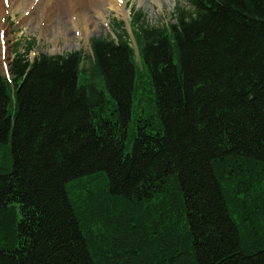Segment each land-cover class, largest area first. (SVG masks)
<instances>
[{
	"label": "trees",
	"instance_id": "16d2710c",
	"mask_svg": "<svg viewBox=\"0 0 264 264\" xmlns=\"http://www.w3.org/2000/svg\"><path fill=\"white\" fill-rule=\"evenodd\" d=\"M172 16L0 72V264H264V0Z\"/></svg>",
	"mask_w": 264,
	"mask_h": 264
},
{
	"label": "rangeland",
	"instance_id": "374dc122",
	"mask_svg": "<svg viewBox=\"0 0 264 264\" xmlns=\"http://www.w3.org/2000/svg\"><path fill=\"white\" fill-rule=\"evenodd\" d=\"M184 0H123L122 8L115 10L109 6L102 5L100 14L94 15L96 19L95 25H90L87 31V36L79 35L76 28L68 22L69 35L47 36L42 32L43 27L47 26V22H37V8L35 10L36 18L33 21L25 20V13L22 9L13 8L6 9L0 15V23L5 26V31L0 30V48L8 51L7 67L12 60L15 52H25L26 56L32 60L40 53L46 54H61L72 50H79L83 56L91 54L90 40L94 36H111L116 37L118 31L116 22L123 21V27L126 29L129 40L135 49V61L139 67V72L143 74V66L138 57L137 47L133 35L131 33V16L134 10H140L144 16L145 21L149 25L161 26L170 24L173 21V10L178 3H183ZM7 6V4H6ZM8 8V6H7ZM66 16V14H64ZM3 38V39H2ZM33 42V44H32ZM88 59L85 58V62ZM0 64V72L8 75ZM151 94L143 90L138 92L133 97V104L130 116V125L133 121L143 113L150 112Z\"/></svg>",
	"mask_w": 264,
	"mask_h": 264
},
{
	"label": "bare ground",
	"instance_id": "6f19581e",
	"mask_svg": "<svg viewBox=\"0 0 264 264\" xmlns=\"http://www.w3.org/2000/svg\"><path fill=\"white\" fill-rule=\"evenodd\" d=\"M123 0H0V15L6 9H22L25 13V20L37 22L46 21L47 26L43 27L42 32L47 36H68V22L76 28L79 35L87 36L90 25H95L94 15H99L101 6L119 10L122 8ZM8 8H7V6ZM14 9V8H13ZM66 14V16H64ZM5 26L0 23V30L5 31ZM3 39V38H2ZM8 51L0 48V64L5 69L7 67Z\"/></svg>",
	"mask_w": 264,
	"mask_h": 264
},
{
	"label": "water",
	"instance_id": "95a60500",
	"mask_svg": "<svg viewBox=\"0 0 264 264\" xmlns=\"http://www.w3.org/2000/svg\"><path fill=\"white\" fill-rule=\"evenodd\" d=\"M6 71H9V69H8V68H6Z\"/></svg>",
	"mask_w": 264,
	"mask_h": 264
}]
</instances>
